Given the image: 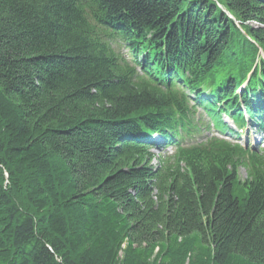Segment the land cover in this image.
Masks as SVG:
<instances>
[{"label":"trees","instance_id":"obj_1","mask_svg":"<svg viewBox=\"0 0 264 264\" xmlns=\"http://www.w3.org/2000/svg\"><path fill=\"white\" fill-rule=\"evenodd\" d=\"M260 50L264 0H0V264H264V154L152 152L264 131Z\"/></svg>","mask_w":264,"mask_h":264},{"label":"rangeland","instance_id":"obj_2","mask_svg":"<svg viewBox=\"0 0 264 264\" xmlns=\"http://www.w3.org/2000/svg\"><path fill=\"white\" fill-rule=\"evenodd\" d=\"M250 134L253 135V136L251 137V138H252V141H253V139H254V137H255V134H254V133H250ZM240 139H241V141H244V140H245V136H244V137H241ZM252 141H251V142H252ZM252 143H255V142H252ZM155 154H156V153H155ZM153 164L156 166V165H157V161L155 160V161L153 162ZM240 177H241L242 179L245 178V171H242V172H241Z\"/></svg>","mask_w":264,"mask_h":264},{"label":"bare ground","instance_id":"obj_3","mask_svg":"<svg viewBox=\"0 0 264 264\" xmlns=\"http://www.w3.org/2000/svg\"><path fill=\"white\" fill-rule=\"evenodd\" d=\"M153 154L155 155V157H156V161H157V158H158V156L153 152Z\"/></svg>","mask_w":264,"mask_h":264}]
</instances>
